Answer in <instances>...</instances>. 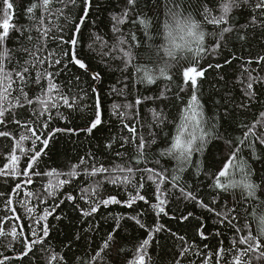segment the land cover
Masks as SVG:
<instances>
[{
	"label": "snow or ice",
	"instance_id": "6c2138e0",
	"mask_svg": "<svg viewBox=\"0 0 264 264\" xmlns=\"http://www.w3.org/2000/svg\"><path fill=\"white\" fill-rule=\"evenodd\" d=\"M2 4L0 264H264V0Z\"/></svg>",
	"mask_w": 264,
	"mask_h": 264
},
{
	"label": "trees",
	"instance_id": "16d2710c",
	"mask_svg": "<svg viewBox=\"0 0 264 264\" xmlns=\"http://www.w3.org/2000/svg\"><path fill=\"white\" fill-rule=\"evenodd\" d=\"M12 2L14 3V5L16 6V15H15V21L16 23L19 24H27L28 21L24 16V8L27 6V4L29 3V0H12ZM3 8V4H2V0H0V9ZM106 13L103 14V16L105 17L104 23L101 24V28L104 29V31H107L106 28ZM11 46V44H10ZM95 63V62H93ZM119 77V73H114V74H109L105 77L104 80V91L107 92L108 88L111 84H114L117 80V78ZM209 79H211V77H209ZM205 87L207 88L208 85L206 84ZM115 97H106L105 98V106H109L112 103V100ZM115 99H119V98H115ZM115 128V126H114ZM107 134V131H105L104 135ZM80 140L83 141V143H80L79 141H77L76 137H59L58 138V142L54 145V164L56 166H62L65 159L66 158H70L72 160H75L77 153H82L86 148L89 147H94L95 146V141L92 142V144L90 145L88 143V141L86 139H84L83 137H80ZM6 161L3 159L2 156H0V166L3 165V163H5ZM53 161H50V163ZM256 167H262V165H255ZM0 185H2V181H0ZM2 190V189H0ZM3 205L2 203H0V209H2ZM64 213L67 214L69 216V219H65L62 223H59L55 220H51V223L53 225H55V229L52 233V244L58 245L60 243V241H64L66 236L70 235L73 231H74V224L70 222L71 217H74L76 214L74 212L71 211V209L67 206H62ZM104 212L105 215H107V213L109 211H113V212H125V213H130L131 210L129 209H124L122 207H117V206H113L110 210L109 209H105L102 210ZM59 212V210H58ZM0 215H3V212L0 211ZM109 224L112 223L111 221L108 222ZM169 224L170 227H172L174 230L179 229L182 231V229H180V226L175 222V221H168L167 222ZM105 228H107V225H105ZM129 234H132V239L135 238L136 235H138V233L134 232V229H132L131 227H129L127 229ZM7 239V238H5ZM3 241H0V243H2ZM162 244H164V241L161 242ZM129 246H131V244L129 243ZM0 251H4L3 248H0ZM157 252H159L160 254L157 256L154 254V260H155V264H169V261L171 259V252L169 251L168 247H164V250L161 251L160 249L156 250ZM5 255H12L15 256L16 252H5Z\"/></svg>",
	"mask_w": 264,
	"mask_h": 264
}]
</instances>
